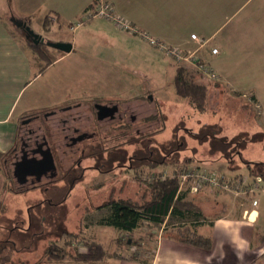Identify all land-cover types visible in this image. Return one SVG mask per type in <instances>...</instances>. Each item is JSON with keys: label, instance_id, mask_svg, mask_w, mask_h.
Wrapping results in <instances>:
<instances>
[{"label": "rangeland", "instance_id": "rangeland-1", "mask_svg": "<svg viewBox=\"0 0 264 264\" xmlns=\"http://www.w3.org/2000/svg\"><path fill=\"white\" fill-rule=\"evenodd\" d=\"M184 1L191 0L171 2L175 19L179 18L181 22L182 10L174 9L173 5L181 7ZM208 2L211 15H215L213 20L216 21L215 24L219 22V25L212 31L201 33L206 40L201 39L195 32L186 35L182 24L179 23L176 33L181 38L176 43H171L179 45L187 53L196 51L194 55L213 69L217 74L214 80L219 79L220 85H223L212 88L209 108L205 111L198 110L187 98L175 91L173 76L177 63L173 57L165 54L158 46L153 47L143 41L139 46H122V38L114 35L108 36V40L115 44L109 45L112 48L110 51L107 46L101 47L107 39L93 27L86 31L82 30L85 27L81 28L77 34L76 51L55 61L30 88L32 92L34 90L38 92L37 97L32 96L36 100L31 108L41 116L75 101H89L94 98L135 100L143 110L141 111L143 135L145 139L147 136L153 138L150 141L148 139L143 141L144 155L141 168L136 171L117 169V172L111 173V185L106 190L96 193L89 191L91 180L84 182L61 206L48 204L39 206V201L47 193L38 188L28 191L20 189L19 184L11 176L9 164L11 156H1L0 165L6 170L8 183L2 193L4 203L0 212V246L16 248V253L13 254L14 264H75L69 256L74 255L77 250L87 251L86 243L91 239L102 242L109 253L118 254L120 258L150 257L165 221L163 223L144 221L130 233L99 224V219L107 214L108 210L93 205L108 200V196L126 197L134 201H141L143 196H149L146 186L139 179L149 176L151 160L166 159L171 162L178 157L183 159L192 155L208 159L220 158L222 165L219 166L233 167L243 175L249 176V181L252 179L248 173V164L264 162L260 161L262 160L260 158H264V114L258 112L250 88L244 87L238 92L231 91L230 86L226 84V77L223 73L219 76L218 70L223 66L230 76V70L234 69L235 63L241 65V61L246 62L247 44H255V49L249 57L255 60V64H260V67L264 68V0H208ZM216 5H219L217 9ZM206 8L207 4L204 10ZM122 17L126 18L123 15ZM204 17L205 15L202 18ZM4 18L32 52L29 47L32 44L27 42L24 31L14 24L11 16L5 15ZM130 22L134 25L132 21ZM69 33L72 39L74 37L72 31ZM87 34L92 35L94 39L85 40ZM43 35L46 40H56L55 35L47 34L46 31H43ZM182 35L185 36L184 39ZM192 40H196L197 44ZM215 44L221 50V54H216ZM118 46L123 49L115 50ZM60 52L64 51L49 48V53L54 58ZM232 56L238 57L235 60ZM35 58L33 55L37 68ZM207 77L202 79L205 80ZM262 77L264 72L256 73L250 76L249 82L255 83L261 90L264 88ZM197 78L200 79V76ZM242 81L247 86V74ZM243 104L248 106L243 109L241 107ZM240 134L247 135L246 144L243 146L237 142L241 140L240 137L237 138ZM20 135L21 128L16 146L19 145ZM151 151L153 155H149ZM197 164L194 162L191 165ZM181 165L183 163H173L158 168L170 171ZM258 167L262 168V166L255 168ZM216 171L231 177L220 170ZM91 175L88 174L87 177ZM262 185L264 187V180ZM260 193L255 196L257 202L260 200ZM88 199H91L92 204L84 202ZM190 216L193 218L194 215ZM189 220L170 216L165 223L168 227L163 235L173 234L179 237L182 229L191 231L198 222H195L197 219ZM129 238L134 241L132 245L127 243ZM49 245L66 250L67 259L49 260L46 254Z\"/></svg>", "mask_w": 264, "mask_h": 264}, {"label": "crops", "instance_id": "crops-1", "mask_svg": "<svg viewBox=\"0 0 264 264\" xmlns=\"http://www.w3.org/2000/svg\"><path fill=\"white\" fill-rule=\"evenodd\" d=\"M101 1L111 2L117 13L132 21L138 27L139 32L144 31L152 37L170 44L176 43L181 38L176 33L179 23L182 24L183 32L186 35L195 32L200 35L201 39L205 40L206 38L201 36V33L212 31L219 25V22L215 24L216 21L213 20L215 15H211L208 0L206 2L205 0L184 1L181 7L174 4V9L182 10L180 11L182 22L178 20L179 18L175 19L174 17L172 0H0V156L12 154L11 152L15 149L18 141L20 120L23 116L35 112L31 106L35 103L36 98L34 100L32 96L37 97L38 92L36 90L32 92L30 88L55 61L70 56L76 51L77 34L81 28L85 27L82 29L85 31L91 27L96 29L107 39V42H104L105 44H102L101 47L107 46L110 51L112 48L109 45L115 46L113 42L108 40V36L111 37L112 35L122 38V46H139L141 41L150 46H155L141 34L124 30L112 20L103 17L85 20L89 11L88 8L94 5L93 9ZM206 4L207 8L204 10ZM217 7L219 5H216V9ZM205 11L206 14H204ZM5 15L26 20L36 32L42 35L43 31L55 35L56 40L54 41L71 42L72 50L57 53L56 60L44 72L38 74L29 48L4 18ZM46 18L52 22L49 23L47 30L44 28ZM79 21L84 22L77 26L76 23ZM70 31L74 35L72 39ZM182 37L184 39L185 36L182 35ZM84 39H94V37L87 34ZM192 41L193 43L197 42L196 40ZM120 48L123 49V47L118 46L115 50L118 49L119 51ZM214 48L218 50L216 54H221V50L216 44ZM231 48L233 49V47ZM246 49V62L241 61V65L235 63L234 69L230 70V76L223 69V66V70H218V74L219 76L224 74L226 84L230 86L233 92H238L244 87L250 88L258 112L264 114V88L259 90L255 83L250 84L249 82L250 76L256 73L261 74L264 72V68L260 67V64H255V60L249 57L252 50L255 49V44H247ZM232 57L235 59L238 56ZM246 74L247 86L242 81ZM261 79L264 85V77ZM217 82L218 85L215 87L223 86L220 85L219 79ZM198 159L200 161H196V163L199 165L220 170L232 177L242 173L230 166H226V168L219 166L222 165L220 158L198 157ZM260 159V161L264 160V158ZM7 183L6 170L0 165V199L2 201V193L6 189ZM261 188L254 194L215 191L209 187L197 192L188 190L187 198L199 207L203 217L201 223L195 224L192 230L209 236L212 239L210 248L181 241L179 237L173 234L163 235L168 227L165 226V223L170 218L167 216L162 228H160L156 247L153 248L150 257L137 258L138 260L110 258L88 264H264L263 185ZM258 193H260V200L254 204L255 196ZM189 219L192 221V218ZM144 260L149 261L144 262ZM78 263L75 262V264Z\"/></svg>", "mask_w": 264, "mask_h": 264}, {"label": "flooded vegetation", "instance_id": "flooded-vegetation-1", "mask_svg": "<svg viewBox=\"0 0 264 264\" xmlns=\"http://www.w3.org/2000/svg\"><path fill=\"white\" fill-rule=\"evenodd\" d=\"M141 111L135 100L94 98L66 104L42 116L38 112L25 115L20 120L19 145L10 157L11 176L24 191L38 188L47 193L39 206L63 205L90 180L89 191L106 190L111 185L112 172L136 171L142 166L143 141L153 137L145 139L143 135ZM48 155L53 157L51 169L47 168ZM20 160L39 162L43 169L40 178L32 174L24 183L18 182L14 165ZM111 199L108 196V200L93 206L101 207ZM84 202L92 204L91 199Z\"/></svg>", "mask_w": 264, "mask_h": 264}, {"label": "trees", "instance_id": "trees-1", "mask_svg": "<svg viewBox=\"0 0 264 264\" xmlns=\"http://www.w3.org/2000/svg\"><path fill=\"white\" fill-rule=\"evenodd\" d=\"M93 6L94 5L90 6L88 9L92 8ZM49 23H52L51 20L46 18L44 23L45 29L49 27ZM26 40L28 43L32 44L29 45V47L32 50L31 54L33 53L32 58L33 55L36 56L35 59L37 61V73L39 74L44 72L56 60V58H54V56L49 53L50 46H48L46 43L40 42L35 44L28 39ZM176 63L175 74L173 76L175 91L178 95L187 98L190 104H192L198 110L205 111L209 108L211 89L212 87L218 85L217 80H214L210 77H207L205 80H203L202 78H205L207 75H205L191 63L177 61ZM198 75L200 76V79L197 78ZM247 106V104H243L241 107L244 109V107ZM155 117L156 115H154V118ZM246 136L247 135L245 134H240V136L237 137H240L241 139L237 141L239 144H241V146L246 144ZM196 161L200 160L194 155L185 157L183 159L178 157V159H175L171 162L167 161L166 159H162L160 161L151 160L149 162L151 168L149 176L145 178L141 177L139 179V181L146 186L149 196H143L141 201H134L126 197L112 198L105 205L99 207L106 208L108 211L107 214L99 219L98 223L106 226H112L130 233L137 229L144 221L163 223L167 216L191 218L190 215L193 214L194 216L192 219H197L195 222L201 223V221L198 220L202 217V212L191 199L187 198L189 188L180 190L179 173H181L184 168L190 167L189 165L194 164ZM173 163H183V165L177 167L174 170V175L162 178V176L159 174V171H161L163 168L159 169L158 167ZM196 166L203 167L199 164ZM254 166H262V168H255ZM248 167V173L251 177H260L262 180H264V162H251L248 164ZM151 175H154L153 179L150 178ZM240 175L243 174L241 173L237 176ZM3 203L4 202L0 199V212L2 211L1 209L3 207ZM179 238L181 241L199 247L210 248L212 246V239L209 236H204L194 230L186 231L182 229L179 232ZM127 243L132 245L134 241L129 238ZM86 244L88 248L87 251L80 252L77 250L74 255L69 256L70 259H73L75 262L97 263L105 259L120 258V255L118 254L109 253L105 245L100 241L91 239L87 241ZM65 251L64 249H59L52 245H49L46 248L48 259L54 261L67 259V257H65ZM14 253H16V248L8 245L0 246V264H14ZM131 259L138 260L136 257H132ZM148 261L149 260H144V262Z\"/></svg>", "mask_w": 264, "mask_h": 264}, {"label": "built area", "instance_id": "built-area-1", "mask_svg": "<svg viewBox=\"0 0 264 264\" xmlns=\"http://www.w3.org/2000/svg\"><path fill=\"white\" fill-rule=\"evenodd\" d=\"M88 10L89 11L87 12L85 20L91 19L93 17H103L112 20L117 26L124 30L141 34V36L148 39L150 43L158 46L165 54L173 57L175 61L191 63L208 77L212 79L217 78V74L213 72V69L200 61L198 57L194 55L196 51H189V53H187V51L179 45L166 43L158 38L152 37L150 34L144 31L139 32L138 27L134 26L129 20L117 13L111 2L101 1L93 9L90 8ZM83 22L84 21H79L76 23V25L78 26ZM197 41L201 43L199 39H197ZM217 51L218 50L215 48V52ZM174 170L175 169H171L169 171L167 169H163V171H159V174L162 176V178H166L167 176L174 175ZM179 177L180 190L189 188L193 192H197L205 187H209L215 191H231L235 192L236 194H254L257 190L261 189L262 183V179L260 177H252L250 181L248 178L249 176L246 175L226 177L216 170H210L206 167L197 166L184 168V170L179 173ZM150 178L153 179L154 175H151ZM256 203L257 201L255 200L254 204Z\"/></svg>", "mask_w": 264, "mask_h": 264}, {"label": "water", "instance_id": "water-1", "mask_svg": "<svg viewBox=\"0 0 264 264\" xmlns=\"http://www.w3.org/2000/svg\"><path fill=\"white\" fill-rule=\"evenodd\" d=\"M12 21L16 26L24 31L26 39L35 44H38L40 42L46 43L48 46L64 52H70L73 48L71 42L46 40L44 35L36 32L26 20L18 19L15 16H12ZM47 160L50 164L47 168H53L54 162L52 155H48ZM42 170L43 169L39 162L31 164L30 162H27V160H20L17 161L14 165V176L17 178L18 182L24 183L25 180H27V177L32 174H37L38 178H40Z\"/></svg>", "mask_w": 264, "mask_h": 264}]
</instances>
